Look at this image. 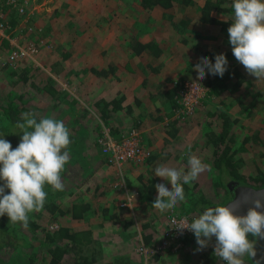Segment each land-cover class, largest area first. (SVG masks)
Returning <instances> with one entry per match:
<instances>
[{
	"label": "rangeland",
	"instance_id": "1",
	"mask_svg": "<svg viewBox=\"0 0 264 264\" xmlns=\"http://www.w3.org/2000/svg\"><path fill=\"white\" fill-rule=\"evenodd\" d=\"M6 1L8 0H1L0 10H3V13L11 24L12 30L16 28L14 34L22 40L24 44L30 42H35L38 45L40 44V50L34 57V60H21H29L27 66H23L25 64H22V66L19 65L18 63L21 61L18 62L16 66L12 65L11 67L14 69L12 70L16 71V74L11 76V67H4V64L8 63L5 57L10 45L8 43V45L0 48V126L6 124V118L2 107L8 103V94L11 91L18 92L20 88V85L12 84V81L19 77L23 67H29L32 71L35 68V66L32 65H39L47 73L46 75H53L52 77L62 90H65L62 84L69 80L68 88L73 92V88H75V85L78 84L81 78H63L62 75L59 76L54 72L52 73V66L49 64L54 63L53 67H59V69L62 70L68 68L82 70L84 69L80 60V55L84 49L82 45H88L89 39L93 41V46H89L92 49L91 52L92 54L96 53V55L100 53L101 49L105 48L102 43H107V49L102 55L108 57L109 54L107 51L109 48L118 49L121 44L127 47H134L137 44L138 35L147 33V39H156L163 46L164 52L161 56L156 57L153 54L152 58L149 59L148 55H143L144 57H138L137 60L134 61H124V64L120 62L121 60L111 57L108 63L116 64L119 72L138 71L141 73L142 71L145 73V67L150 69H158L161 67V71L158 73L156 72L153 76L156 77L155 79L163 78L165 82L167 79V83L164 85H173L171 81L176 78L179 79L183 76L191 77L192 79L195 78L196 73L194 74L186 70V66L190 62L186 59H194L196 58L195 55L204 51L205 48L198 45L197 42L199 41L193 40V38L197 36L195 33L198 29L202 31V34L198 35L201 37L203 33L206 32V28L210 26V24H205L201 22L198 17L194 16V12H197L196 6L189 5L184 2V0H173L174 5L170 8H163L158 5L150 9L144 7L141 0H18L25 6V14L18 13L15 9L17 7L7 4ZM231 4L232 0L231 2L229 0L223 2L222 6L228 9L231 7ZM197 5H201V3L198 2ZM220 13H222L221 17H227L231 14V11ZM12 19H17L15 25H13ZM136 25L144 26H140V30H137ZM211 28L213 29L207 33L206 42L205 38H202L204 39L202 42L207 43L206 45H218L220 42L217 30L214 29L216 27L211 26ZM130 35H133L135 38L133 45L128 40ZM189 37L190 39H188ZM98 38H100L102 43H98ZM108 46L110 47L108 48ZM195 46H197V48ZM66 54L67 57H64ZM120 57H123V55L120 54ZM229 63L231 64L230 70L234 67H241L242 71H244L243 73L247 77V83L241 86L236 92H231L229 99L230 104L228 106L231 117L238 120L234 129L236 132V142L234 145L236 148L241 149L236 154V158L239 161L240 159L242 160L241 169L244 173L256 175L259 169L264 170V79L257 81L256 78L250 76L244 67L237 61H229ZM118 64H121V69ZM150 69H147L146 72L151 71ZM225 75L226 73L223 77H225ZM222 79L221 77L215 78L216 83H219ZM235 80L236 78H233L232 82L229 81L228 83L232 84ZM151 82L154 83V79L148 82L147 85H150ZM27 88L32 91L34 97L33 101L27 100L25 105L34 107L37 106L36 103H39L40 106L44 108L40 111L35 110V112L36 115L43 116V111L48 105V102L44 97L42 98L37 94V89L31 88L30 86ZM155 88H157V86L153 87V89ZM214 92L215 90L212 89L211 96ZM258 93H261V96L255 105L254 111L250 113L249 109H245V105H247ZM218 104L219 101L216 100L214 103L210 102L209 107L215 110ZM208 108L206 109L205 106L200 105V107L195 110V113L185 121V129L190 124L187 132L188 137L192 138V136H196L197 134L193 142V144H195L193 148L201 150V159L211 165V173L207 175L209 178L201 180L206 183L200 185L196 180L190 185L185 184L183 186L185 200L182 203H178L176 208H180V212L182 211L191 217L198 215L200 213L199 210L204 207L212 205L218 206L225 202V200L233 198L230 192L231 190L228 187L226 188V185L230 183V176L224 174L220 176L221 179H219L218 169H216L213 164L214 157L212 156V152L214 151V146L206 143L207 133L213 130L215 133L220 131V119L211 116L210 112L212 110L208 112ZM113 111L112 109L109 115L110 117L108 116V120L102 118L103 122L106 123L102 124V129L103 126L111 127L112 129L117 126L115 123L117 118L115 112L117 110L114 111V113ZM94 113L97 116L100 115L97 110H95ZM95 120H97L96 117ZM98 123L101 125L99 119ZM191 123L193 127H191ZM191 130H193V132H191ZM257 133L260 139L259 142L256 143L252 140L243 143L244 138L247 136L252 137ZM185 159H188V156H186ZM199 188H201V190ZM227 189L230 191H227ZM50 196L46 199L47 202ZM193 208L196 209L194 210ZM192 210H194V212ZM38 214L42 216L38 217ZM31 220L37 222L42 227L34 231L30 228L29 223L27 228L22 227L18 223H9L10 228L15 231L16 235L30 245L24 247L18 246L17 248L9 246L0 248V264L43 263L44 259L47 257V252L44 248L48 245L45 239L46 230H44V228L50 230L49 227L51 224L58 225V223L52 220L51 214L45 209H42L40 212L30 213L29 222ZM249 238H251V236H249ZM253 239L256 241V238L253 237L250 240ZM214 243L215 237L212 238L207 248L197 252L196 249L198 245L195 238L189 237L187 244L185 243V246L179 250L175 256L178 258L189 256L190 259L196 260L195 264H201V255L204 254L207 256L205 259L207 263L225 264V262L214 255ZM35 254L38 255L33 259L32 257ZM247 258L249 257L247 256ZM244 261L245 264H250L246 259H244ZM192 264H194V262Z\"/></svg>",
	"mask_w": 264,
	"mask_h": 264
},
{
	"label": "crops",
	"instance_id": "2",
	"mask_svg": "<svg viewBox=\"0 0 264 264\" xmlns=\"http://www.w3.org/2000/svg\"><path fill=\"white\" fill-rule=\"evenodd\" d=\"M140 26L144 25H136V29L140 30ZM211 29L213 28L208 26L201 37L198 35H201L202 31L198 29L195 33L197 36L193 40H198L203 44L204 39L202 38H205L206 42L207 33ZM214 29L217 30V28ZM217 33L219 34L218 31ZM146 34L138 35L137 44L134 47L121 44L118 49H110L108 46V57L102 55L107 49V43H102L100 38L97 39L98 43H102L105 48L101 49L99 53L101 55H96L91 52L92 49L89 46H93V41L89 39L88 45H82L84 49L80 55L84 69L68 68L61 70L58 74L66 79L69 77L81 78L73 88V92L68 88L70 81L64 82L67 84L65 90L68 91L66 99L69 106L54 111L52 103H50L43 111L44 117L49 112L59 114L57 120H62L71 133V144L68 149L71 159L65 166L63 176L65 187L63 191H50L49 202L59 204L63 209H69L74 204L88 205L89 210L85 212V218L80 220H74L71 216L68 218H71L70 225L73 228L91 230L92 238L100 243L92 245L94 251L99 255L98 261L92 264L112 262L145 264V255L138 251V248L142 243L151 246L165 236L170 212L169 210L161 213L152 206V202L158 195L155 189L156 184L164 183L171 190L169 182L154 175V167L164 164L177 169L183 168L186 172L187 153L201 156V150L193 148L197 134L192 138L188 137L187 132L190 124L185 129L186 123L175 116V108L170 99L159 95L167 89L165 86H169V84L164 85L167 83V79L165 82L163 78L155 79L156 77L153 76L156 72L161 71V67L158 69L145 67V73L141 71L142 75L138 71L119 72L115 64L114 72L108 74L103 72L111 57L121 60L120 62L123 64L124 61H134L138 57L147 55L151 59L154 53L150 48L145 47L149 46L151 41L157 42L163 50V46L156 39H147ZM134 39L133 35H130L128 39L132 45ZM143 46L144 48L140 50ZM120 54L123 57H120ZM118 65L121 69V64ZM147 69L151 71L146 72ZM239 69L244 72L241 67ZM152 79H154V83L151 82L150 85H147ZM154 86L157 88L153 89ZM59 89L61 88L59 87ZM211 94L212 88L210 96L204 101L203 106L207 109L209 103H214L216 100L219 101V104L215 110L212 107L208 108V112L212 110L210 115L218 119L219 111H226L230 114L228 106L231 91H220L218 94L214 92L212 96ZM73 98L80 101V105L76 106V109H71L72 103L76 100ZM104 100H111L113 105L110 109L117 110L115 112L117 126L113 130L116 128H120L121 132L128 130L138 121L143 132V146L152 152L151 156L143 163L127 162L123 167V177L108 162L98 143L102 124L105 122L100 117L101 115L97 116L94 112L100 110L98 104ZM36 105L33 109L37 111L44 108L39 103ZM83 107L86 108L85 110H90L89 113H86L87 119L81 116L82 113H85ZM70 111L71 113H69ZM160 114H162V119H158ZM98 119L101 125L98 123ZM191 127H193L192 123ZM212 153L214 157L215 152ZM203 162L207 164V162ZM210 173L211 168L200 174L197 179L198 183L200 185L206 183L201 180L209 178L207 175ZM199 189L201 190V188ZM131 196L132 199L129 201ZM174 210L180 212V208L175 207ZM194 210L192 211L194 212ZM181 213L183 212L181 211ZM52 220L55 219L52 218ZM192 238L195 236L193 235ZM188 240L189 238L185 239L186 244ZM177 252L179 251L168 249L165 252L156 253L149 256L148 263L192 264L194 262L195 264L196 260L190 259L189 256L178 258L175 256ZM206 258V255H201V264H210V262H205Z\"/></svg>",
	"mask_w": 264,
	"mask_h": 264
},
{
	"label": "clouds",
	"instance_id": "3",
	"mask_svg": "<svg viewBox=\"0 0 264 264\" xmlns=\"http://www.w3.org/2000/svg\"><path fill=\"white\" fill-rule=\"evenodd\" d=\"M233 21L227 29L228 43L232 54L246 72L264 79V0H232ZM213 63L207 56L199 58L194 66L196 81L206 78V74L223 77L228 70V60L224 53L215 55ZM207 70V73H206ZM15 127L20 130V141L13 148L10 141L0 136V217H8L9 223L27 228L29 214L40 212L48 193L63 191L65 184L62 173L71 156L69 145L71 133L62 120L42 117L24 112ZM211 165L189 153L187 171L160 164L154 167V175L171 184V190L164 184L155 185L158 195L152 206L161 213L174 209L185 200L183 185L196 181L200 174ZM236 204V202H233ZM245 214H236L232 206L206 207L196 215L191 223L182 219L175 229L180 234L191 231L198 245L196 251L209 246L215 237L214 255L225 264H245L244 257H255V239H264V197L249 202ZM240 207L236 204V208Z\"/></svg>",
	"mask_w": 264,
	"mask_h": 264
},
{
	"label": "trees",
	"instance_id": "4",
	"mask_svg": "<svg viewBox=\"0 0 264 264\" xmlns=\"http://www.w3.org/2000/svg\"><path fill=\"white\" fill-rule=\"evenodd\" d=\"M225 1L229 0H184V2L188 3L189 5L196 6L197 12H194V16L198 17V19L205 24L215 26L217 28V31L219 32L218 39L220 43H218V45H206L207 43L202 42L204 44L203 45L200 43V41L197 42L198 45L203 46L205 49L203 52L197 54L196 58H194L195 61L194 59L190 58V62L186 66V70L195 74L196 72L193 69L196 63L199 61L200 57L207 56L214 63L215 55L224 53L228 60V70L225 72V77H222V81L217 84H214L216 82L215 78H219V76H212L211 74H206V78L200 80L203 83L205 81V83L217 93L225 90L236 92L241 86L247 83V77L243 72L240 71L239 67H234L231 70L229 69L231 67L229 61H236L235 57L232 54L231 45L228 43L227 32L230 23H232L233 21L234 12L232 7L225 9L222 6L223 2ZM141 2L142 5L147 9L158 5L163 8H170L174 5L173 0H141ZM198 2H200L201 5H197ZM229 11H231V14L229 16L221 17L222 13L220 12L225 13ZM16 20L17 19H12L13 25L16 24ZM197 46L195 47L197 48ZM145 47L150 48V50L154 52V55L156 57L160 56L163 53V50L155 41H151V44ZM143 48L144 46L141 47L140 50H142ZM64 57H67V54L64 55ZM28 61H21L18 64L21 66L22 64H25L23 66H27L29 64ZM53 64H49L50 66H52V73L54 72L58 75L62 69H59V67H53ZM107 64L108 65L106 66V68H104L103 72L106 74L114 72L115 64ZM11 66V62L4 64V67L6 68H10ZM32 66H35L32 71L29 67H23L21 73L19 74V77L12 81V84H18L20 85V88L18 89V92L11 91L8 94V103L2 107L6 118V124L4 126H0V136H4L6 140L10 141L13 148H15L20 141V136L15 135L20 134V130L17 129L15 125L18 121L22 122L21 114L24 112H32L36 114L35 109H33V106L25 105L27 100L33 101L34 97L32 91H30L27 87L30 86L31 88L37 89V94H39L42 98L44 97L48 102V105L52 103L51 106L53 107L54 111H59V108L69 106L68 100L66 99V97L68 96V91L59 89L57 82H55V79L52 77L53 75H46L47 73L41 68V66ZM12 69L13 68L11 67V76L16 74V71H13L14 69ZM196 76L197 73L195 75V78L193 79L191 77L183 76L179 79L176 78L172 80L171 82L173 83V85H169V87L167 86V89L164 91V93H161L159 95L161 97L165 96L166 98H169L172 103V106L175 109L178 108L179 103L177 97L182 87L180 84H183V82L188 81V79L196 80ZM233 78H236V80L232 83V85H229L228 82H232ZM260 96L261 93H258L249 103H247V105H245V109H249L250 113L253 112ZM79 105L80 102L76 99L74 103H72L71 109H76V106ZM112 105L113 102L111 100H104L99 103L98 107H100V110H98L97 112L100 113V117L105 118V120H108L110 117V112L112 110L110 109ZM85 109L86 108L83 107V110ZM89 112L90 110L87 109L85 110V113L81 114V116L85 118L87 115L86 113ZM69 113H71V111ZM217 116L218 119H220V131L218 133H215V131L213 130L207 133L208 136L206 143L208 145L214 146V166L218 169L219 179H221L220 176L226 174L230 176L229 181L235 180L240 185L244 184L256 188L264 187V170L259 169V172L256 175L246 174L241 169L242 160L240 159L239 161L236 158V154L241 149L236 148L234 145L236 142V132L234 131V129L235 125L238 123V120L236 118L233 119L231 115L226 111H219ZM42 117H44V115H36V118L38 120ZM46 117L58 119L59 114H52L49 112ZM161 117L162 114H160L158 119H162ZM85 119H87V117ZM140 125L141 124L137 121L133 126L140 127ZM113 132L115 134H119L121 131L120 128H116L115 130H113ZM252 140L256 143L260 141L258 133L256 135H253L252 137L247 136L246 138H244L243 143H247ZM62 176H64V172L62 173ZM227 187L228 184L226 185V188ZM45 191H47L49 195V192L52 191V189L51 187L46 186ZM227 191L230 190L227 189ZM230 199L225 200V202H223L221 205H224ZM43 209H45L49 214H51V218L55 219L54 221L58 223V228L55 230H49L48 228H44V230H46L45 239L48 245L46 246L47 249L44 248L47 252V257L41 264H92L98 261L99 255L97 254V252L94 251L92 245L100 243L92 238V231L87 229L81 230L77 227L73 228L70 225L71 218H73L74 220H80L85 218V212L89 210L87 204H74L69 209H63L62 207L60 208L59 204L46 201ZM41 216V214H38V217ZM70 216L71 218L68 219V217ZM29 226L34 231L42 227L37 222L32 220L29 222ZM29 245L30 244L28 242L19 238L16 235L15 231L10 228L9 220L6 215L4 217H0V248H4L7 246L17 248L18 246L24 247ZM37 255L38 254H35L32 258L35 259ZM244 259H246L247 262H250V264H256L251 257L247 258V256H245ZM109 264L120 263L112 262Z\"/></svg>",
	"mask_w": 264,
	"mask_h": 264
},
{
	"label": "built area",
	"instance_id": "5",
	"mask_svg": "<svg viewBox=\"0 0 264 264\" xmlns=\"http://www.w3.org/2000/svg\"><path fill=\"white\" fill-rule=\"evenodd\" d=\"M6 3L17 7L15 9L18 13H26L25 6L18 0H8ZM15 31L16 28L12 30L6 15L3 13V10H0V48H3L9 43L10 47L7 50L5 60L6 62H11L14 66L21 60H34V57L40 50V46L35 42L24 44L23 41L14 34ZM62 85L65 89L67 88L66 83ZM180 85L182 87L177 97L179 104L174 112L177 118L186 121L210 96L211 88L206 83L201 81L197 82L196 80H188ZM98 143L103 154L107 157L108 162L116 168L122 177L123 167L127 162L143 163L152 154L149 149L143 146V132L138 126H132L119 134H115L111 127L103 126L101 134L98 137ZM131 199L132 196L129 197V201H131ZM184 218H187L188 223H191L194 217L177 212L174 209L170 210L168 215V229L165 236L151 246H147L144 243L139 246L138 251L145 255V264H149V256L165 252L168 249L171 251H179L185 246V239L192 237L194 234L188 230H184L183 234H180V232L175 229L177 224ZM49 228L50 230H55L58 228V225L51 224Z\"/></svg>",
	"mask_w": 264,
	"mask_h": 264
},
{
	"label": "water",
	"instance_id": "6",
	"mask_svg": "<svg viewBox=\"0 0 264 264\" xmlns=\"http://www.w3.org/2000/svg\"><path fill=\"white\" fill-rule=\"evenodd\" d=\"M229 182L230 183H228V187L230 190H234V196L230 201L222 206H232L236 209V214H245L247 208L250 206L244 205L242 203L245 197H247L249 202L253 199H256L258 196L264 197V187L255 188L252 186L239 185L235 180H231ZM234 201L236 202V204H239L240 207L236 208V204L233 203ZM255 247L257 254L255 257H251L252 260L256 264H264V239L256 238Z\"/></svg>",
	"mask_w": 264,
	"mask_h": 264
},
{
	"label": "flooded vegetation",
	"instance_id": "7",
	"mask_svg": "<svg viewBox=\"0 0 264 264\" xmlns=\"http://www.w3.org/2000/svg\"><path fill=\"white\" fill-rule=\"evenodd\" d=\"M239 185H240V184H239ZM231 193H233V194H232V197H233V196H234V190H231ZM229 201H230V200H229ZM227 202H228V201H227ZM221 206H222V205H221ZM208 207H215V206H214V205H212V206H208ZM204 208H206V207H204ZM204 208H203V209H204ZM203 209H201V211H200V212H202V211H203Z\"/></svg>",
	"mask_w": 264,
	"mask_h": 264
}]
</instances>
